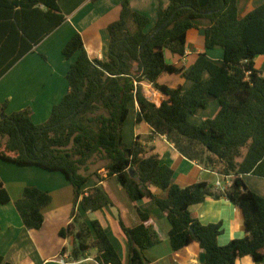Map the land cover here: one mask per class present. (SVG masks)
<instances>
[{
	"label": "trees",
	"instance_id": "trees-1",
	"mask_svg": "<svg viewBox=\"0 0 264 264\" xmlns=\"http://www.w3.org/2000/svg\"><path fill=\"white\" fill-rule=\"evenodd\" d=\"M240 1L169 0L151 27L149 17L123 0L120 18L108 26L106 60L91 59L79 33L64 47L66 60L76 57L66 75L69 92L45 123L35 124L30 109L6 115L7 103L0 105V160L61 173L73 187V220L59 232L62 238L74 237L73 260L83 261L96 250L99 264H123L111 232L83 216L114 205L101 183L115 178L132 203L152 200L167 214L173 251L197 243L205 264H237L245 258L263 263L264 198L248 189L244 176L264 178V77L254 63L264 55V5L240 19ZM203 19L210 21L204 31L206 53L189 67L168 64L166 51L185 58L187 34ZM65 21L60 0H0V79ZM215 48L223 50L221 63L208 56ZM163 74L179 75L192 85L185 89L160 84ZM145 82L163 95L160 103L147 99ZM135 102L136 124H147L153 134L138 135L127 146L124 127ZM212 102L219 103L213 118L201 125L190 121ZM157 136L166 137L183 157L224 180L232 177L231 186L175 184V171L149 145ZM95 160L106 163L107 178L94 174L97 180L88 188ZM153 188L167 192V197L158 196ZM210 198L227 199L241 210L244 238L221 246L222 223L204 225L192 215L193 206ZM11 200L0 183V206ZM52 201L51 194L40 188L23 190L15 207L26 229L43 228ZM137 213L141 223L136 227L119 220L127 238V264H149L145 252L162 240L149 214ZM1 232L0 228V238ZM0 264L9 263L0 256Z\"/></svg>",
	"mask_w": 264,
	"mask_h": 264
},
{
	"label": "crops",
	"instance_id": "crops-1",
	"mask_svg": "<svg viewBox=\"0 0 264 264\" xmlns=\"http://www.w3.org/2000/svg\"><path fill=\"white\" fill-rule=\"evenodd\" d=\"M123 0H60L62 13L66 21L51 35L44 39L35 49L23 57L5 76L0 79V105L7 103L6 115L30 109L35 124L45 123L55 105L59 104L69 92L66 78L67 72L76 57L66 60L62 51L68 41L79 33L84 42L85 49L91 59L106 60L108 58L110 36L108 26L120 18ZM132 10L144 14L151 20V27L156 24L160 8H167L169 0H129ZM264 5V0H241L239 5V18L244 19L257 7ZM210 26L209 20H198L195 28L187 34L186 56L181 59L166 51V61L170 65L189 67L195 63L198 56L206 53L204 31ZM223 50L215 48L208 52L211 60L221 63ZM255 68L264 77V55L254 60ZM160 84L176 88L183 86L189 89L192 85L179 75L172 77L163 74ZM147 99L153 103H160L163 95L151 84H142ZM134 109L135 138L138 135L147 137L153 130L145 123L136 124L138 103L131 105ZM219 111L217 102L210 103L205 109L199 110L191 121L201 125L206 119L213 118ZM131 112V111H130ZM2 114L0 113V120ZM129 121V119H128ZM127 121V122H128ZM127 124V123H126ZM126 131L124 132L125 135ZM154 147L162 162L175 171L174 182L185 188L199 182H206L211 186L223 179L218 173L206 170L195 161L183 157L166 137L157 136L149 144ZM1 163L10 164L0 160ZM18 168H32L19 167ZM35 168V167H33ZM6 168L0 166V183L10 193L11 202L0 206V256L9 264H62L63 257L72 253L69 244L73 237L62 238L59 232L72 223L74 190L67 178L61 173L47 172L49 174L39 177H29L27 180L9 181L5 177ZM36 173H29L33 175ZM228 183V180H224ZM29 182V183H26ZM40 182V183H39ZM244 182L249 190L264 198V178L252 175L244 176ZM117 180L110 179L105 182L104 188L110 195L113 206L110 210L103 209L92 213L104 228L112 232L120 244V253L123 264L128 262L127 238L120 228L119 220L123 219L129 227L140 225L137 210L149 214L150 224L161 237V243L145 252L149 264H205V253L197 243L180 250L173 251L170 240V224L167 214L163 213L152 200L144 199L132 203L125 190L117 184ZM14 190V195L11 193ZM29 184V185H28ZM102 184V183H101ZM26 187H37L52 196V204L45 211V223L41 230H28L25 228L15 202L22 197ZM160 197H167V192L152 189ZM192 215L202 224L209 225L222 223L224 233L218 238L221 246H226L234 239L245 237L243 214L241 210L227 199H208L200 205L191 208ZM74 239V238H73ZM126 241V244L124 243ZM64 251V253H63ZM96 253H89V261L85 264H99ZM237 264H258L250 258L238 261ZM264 264V261L263 263Z\"/></svg>",
	"mask_w": 264,
	"mask_h": 264
},
{
	"label": "rangeland",
	"instance_id": "rangeland-1",
	"mask_svg": "<svg viewBox=\"0 0 264 264\" xmlns=\"http://www.w3.org/2000/svg\"><path fill=\"white\" fill-rule=\"evenodd\" d=\"M172 77H174V75H171ZM189 84H191L190 81H188ZM217 104L219 105V103L217 102ZM134 118H135V114H134V109L131 108V112H130V115H129V121L127 122L126 126L124 127V132L126 131L125 135H124V143L127 145V146H131L133 141L135 140V136H134V130H135V123H134ZM190 121H191V118H190ZM192 122V121H191ZM195 123V122H193ZM2 165V168H6V170L8 171H5L4 175L5 177H7V179L9 181H16V180H27L30 176L31 177H39V180L40 181V176H45L49 173L45 172L44 170L42 169H39V168H18L14 165H9V164H4V163H1ZM105 162L103 161H99V160H95L94 161V164H92L90 166V170L88 172V174L91 175V183L88 185V188H92L94 186V183L96 182L97 180V176L94 175V174H97L99 176H101V178H107V172L104 168L105 166ZM29 173H36V174H33V175H27ZM110 179H114V178H107L106 180H110ZM116 180V179H115ZM222 183L223 186H225V181L222 180L220 181ZM26 183H29V182H26ZM40 183V182H39ZM103 186L105 183H102ZM119 184V183H117ZM29 185V184H28ZM12 184H11V193L12 195H14V190H12ZM127 194V193H126ZM128 196V195H127ZM129 198V197H128ZM130 200V199H129ZM107 210H110L109 208H105ZM92 213H96V212H89V213H84L83 216H84V220L87 221V222H91L92 220L96 219L95 216L92 214ZM111 236L114 238V240H116L115 236L112 234L111 232ZM74 238V237H73ZM72 238V240L70 242H72V246H71V243L69 244V248H73V245H74V239ZM118 247H119V250L121 249L120 248V244L119 242H116ZM124 243L126 244V241H124ZM94 251L96 254H97V251L96 250H92Z\"/></svg>",
	"mask_w": 264,
	"mask_h": 264
},
{
	"label": "built area",
	"instance_id": "built-area-1",
	"mask_svg": "<svg viewBox=\"0 0 264 264\" xmlns=\"http://www.w3.org/2000/svg\"><path fill=\"white\" fill-rule=\"evenodd\" d=\"M226 180H228V183L225 184V186H223L221 182H218V183L216 184V188H218V189H224V188L227 187V186H228V187L231 186V184H232V177H228ZM89 260H90V259L87 258V259H85V260H83V261H75V260L72 259L71 254H70V255H65V256L63 257L62 264H85V263H86L87 261H89Z\"/></svg>",
	"mask_w": 264,
	"mask_h": 264
},
{
	"label": "water",
	"instance_id": "water-1",
	"mask_svg": "<svg viewBox=\"0 0 264 264\" xmlns=\"http://www.w3.org/2000/svg\"><path fill=\"white\" fill-rule=\"evenodd\" d=\"M169 23V22H168ZM168 23H166L163 27H161L158 31L162 30ZM132 174L134 175V173L132 172Z\"/></svg>",
	"mask_w": 264,
	"mask_h": 264
}]
</instances>
